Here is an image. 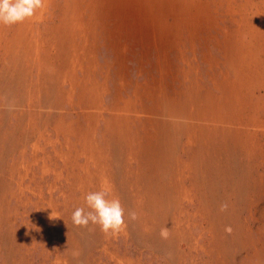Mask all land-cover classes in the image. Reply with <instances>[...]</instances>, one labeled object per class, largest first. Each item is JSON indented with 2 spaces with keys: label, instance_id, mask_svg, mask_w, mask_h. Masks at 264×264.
Wrapping results in <instances>:
<instances>
[{
  "label": "rangeland",
  "instance_id": "obj_1",
  "mask_svg": "<svg viewBox=\"0 0 264 264\" xmlns=\"http://www.w3.org/2000/svg\"><path fill=\"white\" fill-rule=\"evenodd\" d=\"M102 189L115 235L72 223ZM0 264H264V0L0 24Z\"/></svg>",
  "mask_w": 264,
  "mask_h": 264
},
{
  "label": "clouds",
  "instance_id": "obj_2",
  "mask_svg": "<svg viewBox=\"0 0 264 264\" xmlns=\"http://www.w3.org/2000/svg\"><path fill=\"white\" fill-rule=\"evenodd\" d=\"M44 6V0H0V24L12 25L32 17ZM106 189L85 194V207H77L72 213V223L87 227L99 225L105 234H118L125 226V210L119 199H108Z\"/></svg>",
  "mask_w": 264,
  "mask_h": 264
}]
</instances>
